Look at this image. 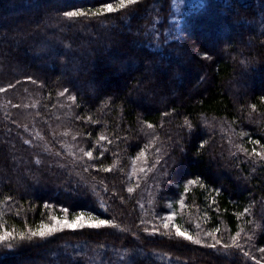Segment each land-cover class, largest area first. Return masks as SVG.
<instances>
[{"label":"trees","instance_id":"trees-1","mask_svg":"<svg viewBox=\"0 0 264 264\" xmlns=\"http://www.w3.org/2000/svg\"><path fill=\"white\" fill-rule=\"evenodd\" d=\"M171 1L0 0V264H264V0Z\"/></svg>","mask_w":264,"mask_h":264},{"label":"rangeland","instance_id":"rangeland-1","mask_svg":"<svg viewBox=\"0 0 264 264\" xmlns=\"http://www.w3.org/2000/svg\"><path fill=\"white\" fill-rule=\"evenodd\" d=\"M171 3H172L171 12L170 14H168L169 18H168L167 26H165L166 27L165 39L176 40V41L183 40V38L191 34L192 32L190 26L191 19L193 18V16L196 15V13L206 10L209 11L211 10L210 8H212L213 5L212 2L209 0H173L171 1ZM218 30L220 31L219 37L221 38V40L216 41L214 39L212 42L213 45L210 47L216 48L218 47L219 42L223 43L228 40V38L226 37L227 36L226 29L222 27V29H218ZM83 217H84V222L87 224L89 222L88 217L90 216L83 215ZM74 219L68 220L67 218H62L59 220L61 222L67 220L69 223H73ZM53 223H55V221Z\"/></svg>","mask_w":264,"mask_h":264},{"label":"snow or ice","instance_id":"snow-or-ice-1","mask_svg":"<svg viewBox=\"0 0 264 264\" xmlns=\"http://www.w3.org/2000/svg\"><path fill=\"white\" fill-rule=\"evenodd\" d=\"M128 2L134 3L135 0H128ZM124 6L125 5L123 3L120 4L121 8H123ZM106 7H107V11H109V12L113 10L112 5H110V4L107 5ZM81 14L82 13L76 12V11H70V12L65 13V15L68 17H75V16H79ZM101 139H103V137H101ZM85 155L91 156L92 153L86 152ZM129 191H131V189H129ZM65 211H67V210H65ZM52 219H53V221H55V223H53L51 225H47V224L42 225L41 229L39 231H33L31 233V236L32 237H35V236L45 237V236L51 235L57 231H61L64 228H69V229L84 228V227L100 228L103 226H108L110 224V221L107 219H100V218H93V217H88L89 222L86 224L84 222L83 214H81L80 216H77L74 219L73 223H69L67 220L61 222L57 217H53ZM168 219L171 220L172 217L169 216ZM163 227L167 228L168 224L165 223L163 225ZM176 235L184 237L185 239H188V240L192 239L191 235L185 233L184 231H181L179 228L176 229ZM4 238H6V237H0V239H4ZM21 238L22 239L24 238L23 234H21Z\"/></svg>","mask_w":264,"mask_h":264}]
</instances>
